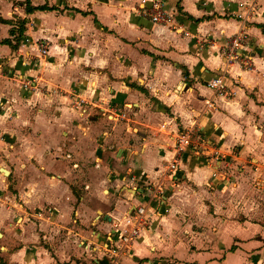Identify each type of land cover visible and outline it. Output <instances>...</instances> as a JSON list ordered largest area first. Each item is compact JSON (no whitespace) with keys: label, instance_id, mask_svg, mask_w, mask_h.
I'll return each instance as SVG.
<instances>
[{"label":"crops","instance_id":"crops-1","mask_svg":"<svg viewBox=\"0 0 264 264\" xmlns=\"http://www.w3.org/2000/svg\"><path fill=\"white\" fill-rule=\"evenodd\" d=\"M0 264H264V0H0Z\"/></svg>","mask_w":264,"mask_h":264},{"label":"built area","instance_id":"built-area-1","mask_svg":"<svg viewBox=\"0 0 264 264\" xmlns=\"http://www.w3.org/2000/svg\"><path fill=\"white\" fill-rule=\"evenodd\" d=\"M141 15L150 19L153 23L167 24L169 22V15L163 10L161 3L153 2L149 8H143L140 10ZM246 35L243 33H238L231 37L225 47L221 51V56L225 60L226 64H247L246 61L243 62V57L241 55V49L246 43ZM39 52L41 56H45L48 49L45 46H40ZM23 88L30 89L31 85L29 82L22 83ZM207 88L213 91L217 96L224 99H228L233 95V92L228 88L226 80L222 76H215L206 82ZM88 104L84 99L78 98L73 102V106H82ZM207 106H211L207 103ZM161 129H165V125L161 126ZM202 145L199 141L194 139V133L192 130H184L176 135L175 148L171 161L167 164L168 171H175L182 159L183 154L188 149H196ZM159 192L162 188L158 189ZM147 220L145 216V208L138 207L136 210L124 217L121 223H116L115 227L119 228L121 231V237L119 240V245L111 249V255H117L120 250H123L132 245L133 242L139 237L141 229L146 225Z\"/></svg>","mask_w":264,"mask_h":264},{"label":"trees","instance_id":"trees-1","mask_svg":"<svg viewBox=\"0 0 264 264\" xmlns=\"http://www.w3.org/2000/svg\"><path fill=\"white\" fill-rule=\"evenodd\" d=\"M17 31L18 33H22L23 32L22 27L21 26L17 27Z\"/></svg>","mask_w":264,"mask_h":264}]
</instances>
